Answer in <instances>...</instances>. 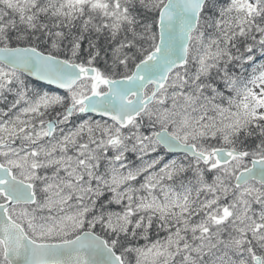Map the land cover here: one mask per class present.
I'll return each mask as SVG.
<instances>
[{
	"label": "snow or ice",
	"instance_id": "snow-or-ice-1",
	"mask_svg": "<svg viewBox=\"0 0 264 264\" xmlns=\"http://www.w3.org/2000/svg\"><path fill=\"white\" fill-rule=\"evenodd\" d=\"M0 264H264V0H0Z\"/></svg>",
	"mask_w": 264,
	"mask_h": 264
}]
</instances>
